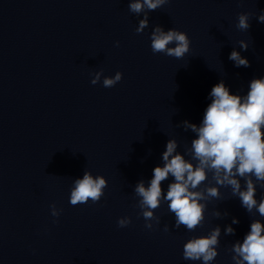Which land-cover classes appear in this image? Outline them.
<instances>
[{
  "label": "clouds",
  "instance_id": "1",
  "mask_svg": "<svg viewBox=\"0 0 264 264\" xmlns=\"http://www.w3.org/2000/svg\"><path fill=\"white\" fill-rule=\"evenodd\" d=\"M166 3L168 0H134L129 4V10L139 14L145 7L154 11ZM258 19L264 22V14ZM238 20L239 29L249 28L246 14H240ZM147 23L145 15L136 32H142ZM172 43H175V47H168ZM190 44L187 33L176 29L165 32L158 26L151 35L153 53H164L178 59L190 51ZM241 47L246 49L247 45L241 42ZM229 59L237 67L249 66V61L235 50L230 53ZM121 79L122 73L116 72L114 77L104 78L103 86L114 87ZM99 80L100 73H97L91 83L95 85ZM209 95L211 103L206 107L200 125L184 122L186 128L196 133L190 151L197 163L193 165L177 153V142L174 139L168 140L166 150L162 154L164 165L153 169L152 179L147 187L143 181L135 187L136 195L141 198V215L148 229H151L152 225L147 221L154 218L153 211L159 207L163 198L169 202L168 208L175 214L177 226L184 225L188 230H194L203 220L204 205L199 201L205 197L201 192L191 189H196L207 179L208 170L213 171L218 184L231 186L233 194L239 196L243 207L249 212L256 208L260 216L264 217V199L257 203L256 185L252 179L255 177L256 181L264 182V78L253 79L246 96L232 94L223 80L212 87ZM169 175L174 181L168 185L164 195L161 183L168 179ZM236 176L247 177L244 190H241L240 181ZM105 187L107 181L103 176L93 177L86 171L82 178L74 181L70 204H85L89 200L97 203L104 195ZM207 194L219 197V191L215 187L208 188ZM51 207V215L58 216L55 205ZM117 223L119 227H125L131 223V218L119 219ZM233 223L238 221L233 220ZM226 232L232 233L233 229L229 226ZM219 235L220 230L216 228L208 237L190 240L184 245L183 258L192 261L202 259L204 264H208L217 255L214 246L218 243ZM233 252L236 264H264V223L253 221L243 242H237L233 246Z\"/></svg>",
  "mask_w": 264,
  "mask_h": 264
}]
</instances>
